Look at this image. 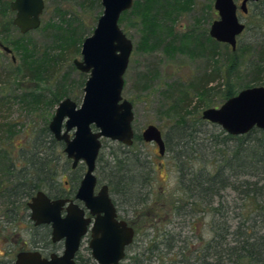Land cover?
Returning a JSON list of instances; mask_svg holds the SVG:
<instances>
[{
    "label": "rangeland",
    "instance_id": "1",
    "mask_svg": "<svg viewBox=\"0 0 264 264\" xmlns=\"http://www.w3.org/2000/svg\"><path fill=\"white\" fill-rule=\"evenodd\" d=\"M171 1L173 5L167 3L165 6L163 0H157L155 11L158 10L159 26L155 33L147 36V41L141 22L143 17L139 12L144 0H134L133 7L119 20L120 27L134 45L124 74L122 92L123 98L133 103L134 131L136 135H141L149 124L157 125L166 142L165 154L159 153L156 144L143 139H137L131 147L102 138L100 150L101 157L108 161L114 154H129L143 169L137 192L132 193L129 200L112 190L114 197L123 201L120 204L122 213L133 216L141 211L147 213L146 217L141 216L138 225L132 245L135 253L150 247L154 240H164L169 231L176 234L181 232L183 237L189 236L196 243L200 238L202 241L209 237L208 227L205 229L201 226L202 221H208V216L205 221L200 215L202 213L190 218L176 215V204L182 203L176 201L186 199L187 195L182 183L183 171L191 163L198 168L215 169L211 142L223 145L224 129L203 119L202 113L207 108L220 107L227 100L224 93L230 83L236 85V94L247 87L264 85L262 82L253 84L258 81V75L249 68L258 55V48L251 44L255 30L246 31L248 37L244 40L245 30L238 37L237 47L240 49L238 55L233 57L231 52L235 50L229 44L215 43L209 35L212 22L218 18L215 0H180L178 7L174 4L175 0ZM241 1L235 0L239 5ZM136 2L140 6L133 9ZM103 10L101 0H45L39 28L25 34L18 27L10 29L8 33L0 31V124H9L13 128L15 145L32 144L35 137L49 140L51 136L46 133V127L49 128L58 104L66 97L81 105L89 73L80 71L74 61L82 59L83 40L93 33ZM251 11V5L248 13L239 10V17L246 25L249 21H256ZM14 17L15 13L10 9L0 10V24L8 19L13 21ZM55 30L59 31L57 36ZM71 35H74V40L70 39ZM67 37L69 42L64 40ZM196 40L200 45L195 44ZM14 41L18 42V51ZM243 41L244 45L250 46L244 52ZM153 43L155 47L148 49ZM4 46H8L11 52H7ZM21 59L32 65L31 68L40 63L45 65L42 75L33 74V70L26 65L20 68ZM246 84L251 85L246 87ZM202 89H207L206 93L198 92ZM27 92L39 94L44 102L35 104L33 96H28L26 100L29 101H26L23 95ZM52 92L62 94L59 102L50 100L53 99ZM181 106L184 118L178 112ZM181 136H186L184 142L188 140L189 143L183 142L184 145H181ZM47 150L55 157L56 186L68 187L71 162H68L64 145ZM146 161L150 162L152 173L144 170ZM103 164V159L98 161L96 169L101 183L107 178ZM77 171L84 172L82 166ZM53 185L46 183L41 189L53 193L56 191ZM142 197H147L148 202L141 201ZM1 218L7 230L0 235V259L14 263L20 250L38 249L47 256L52 252H62L63 248L50 243L51 237L47 231L34 227L31 219L6 221V216ZM87 245L88 241L85 240L83 259L86 264H98L91 253L84 249ZM196 245L192 244L190 248ZM162 248H166L164 244ZM133 253L127 250L125 263L130 261L129 255ZM156 255H152L153 258L158 257L162 261L173 253L168 254V250H163L159 256Z\"/></svg>",
    "mask_w": 264,
    "mask_h": 264
},
{
    "label": "water",
    "instance_id": "2",
    "mask_svg": "<svg viewBox=\"0 0 264 264\" xmlns=\"http://www.w3.org/2000/svg\"><path fill=\"white\" fill-rule=\"evenodd\" d=\"M101 1L103 14L93 33L83 40L82 59L74 61L80 71L89 73L83 101L80 106L70 97L60 101L49 129L56 140L64 142V151L73 167L79 162L86 164L77 197L97 215L89 242L92 257L98 264H121L127 247L134 241L135 229L125 220L117 219L108 185L95 194V169L102 138L127 146L134 142L133 103L122 95L124 74L134 45L119 24L122 13L133 7L134 0ZM258 1L242 0L239 5L235 0H215L218 18L212 22L209 35L236 50L238 37L246 28L239 10L248 13L249 5ZM10 8L15 11L13 24L25 34L41 26L45 0H12ZM4 49L11 52L8 46ZM202 117L220 125L231 135H243L254 128L264 129V85L242 89L220 107L205 109ZM141 135L145 142H155L161 155L165 153V140L157 125L149 124ZM65 202L63 198L51 199L43 190L37 191L28 202L30 219L36 225L51 224L52 240H64L63 252H52L47 256L38 249L20 250L14 264H76V252L91 220L83 218L82 209L63 216Z\"/></svg>",
    "mask_w": 264,
    "mask_h": 264
},
{
    "label": "trees",
    "instance_id": "3",
    "mask_svg": "<svg viewBox=\"0 0 264 264\" xmlns=\"http://www.w3.org/2000/svg\"><path fill=\"white\" fill-rule=\"evenodd\" d=\"M179 1L175 0L176 7H178ZM138 2L135 3L133 9L140 6ZM156 2L157 0H144L139 10L143 17L141 21L143 28L146 30V41L147 36L155 33L159 26L158 10L155 11ZM162 3L165 6L167 3V5H173L171 0H163ZM250 5L252 7L251 15L256 21L247 23L243 40L248 37L246 31L255 30L254 41L251 44L258 48V55H256L257 59L249 64V68L250 71H255L258 75V81L253 83L258 84L264 83V0L253 2ZM164 8L168 10V8ZM171 8L170 6L169 9ZM2 9H10L9 0H0L1 12ZM127 11H124L121 16ZM15 27L12 19H8L5 23L1 22L0 31L8 33ZM54 33L57 36L59 31L55 30ZM71 36L70 39L74 37V35ZM211 39L215 43L218 42L212 37ZM64 40L69 42L68 37ZM198 40L195 42L196 45L199 43ZM15 42L13 44L18 51L19 45L18 42ZM159 43L157 44L159 45ZM244 44L243 41V52L248 47L250 48L248 44ZM154 47L155 43L148 49ZM239 49L240 47H237L235 51L231 52L233 57L238 55ZM21 60L20 68L25 65L31 68L32 65ZM40 64L31 68L33 74L42 75L41 72L45 65ZM250 85L246 84V87ZM227 87L228 89L224 93L225 99L237 93L235 84L230 83ZM205 90L207 89L198 92L203 94L206 93ZM52 93L53 99L50 100L59 102L62 94L60 92ZM28 96H33L35 104L44 102L43 97H40L39 94L33 95L32 92H27L23 95L25 100ZM182 110V106L178 108L179 114L184 118ZM183 128L186 129V127ZM47 132L51 136L49 140L35 137L32 144L15 145L12 139L13 128L9 124H0V235L7 230L4 226L5 221L1 217L5 218L6 216V221H30L29 200L36 190L55 180V157H52L47 148H56L59 144L64 145V142L57 141L48 127H46ZM222 133L224 134L223 145H220V142L217 144L211 142L215 169L198 168L194 163H191L183 171L182 178L187 194L186 199L181 198V201H176L182 202L180 205L176 204L178 217L190 218L202 213L200 214L202 219L207 221L205 218L208 216V221L204 223L202 221L201 226L203 225L205 229L208 227L209 237L202 241L200 238L196 243L189 236L183 237L181 232L176 234L169 231L164 240L159 242L154 240L150 247L138 253L134 252L131 245L128 249L134 253L129 255V262L122 264H264V129L254 128L243 135H231L225 130H222ZM184 138L186 136L180 137L181 145L189 143L188 140L184 142ZM137 139H142V136L135 135V142ZM196 144L198 145V143ZM102 159L104 172L107 173L105 180L111 185L112 190L129 200V196L137 192L140 172L143 169L129 154L124 156L114 154L109 161L99 154L97 163ZM143 167L145 171L152 173L153 169L150 167L149 161H146ZM148 200L147 197L141 199L144 203H147ZM139 213L143 217L147 216V213L143 211ZM49 233L48 231L47 235ZM162 244L166 248H162ZM192 244L197 245L191 249ZM163 250H168V254L172 252L173 255L162 261L158 257L153 258L152 255L159 256ZM0 264L14 263L12 260L0 259Z\"/></svg>",
    "mask_w": 264,
    "mask_h": 264
},
{
    "label": "flooded vegetation",
    "instance_id": "4",
    "mask_svg": "<svg viewBox=\"0 0 264 264\" xmlns=\"http://www.w3.org/2000/svg\"><path fill=\"white\" fill-rule=\"evenodd\" d=\"M12 1V0H11ZM11 3V2H10ZM10 6V4H9ZM11 9V8H10ZM12 11V10H11ZM15 13V11H13ZM136 135V133H135ZM142 136V135H141ZM118 142V141H117ZM134 142H135V136H134ZM133 142V144H134ZM121 143V142H120ZM154 144H156L155 142H152ZM123 144V143H122ZM132 144V145H133ZM166 144V142H165ZM125 145V144H124ZM131 145V146H132ZM157 145V144H156ZM127 146V145H126ZM102 148V147H101ZM101 150V149H100ZM100 154V153H99ZM165 154V153H164ZM163 154V155H164ZM68 158V157H67ZM98 159V158H97ZM68 162H71V174L69 175V183L70 185L68 187H63V188H59L57 187L56 185V182H52L51 184L54 186V189H56L55 192L51 193V192H46L45 190L43 189H39V190H43L51 199H57V198H63L66 200L65 204H64V207H63V210H62V215L63 216H66L68 213H70V211L72 210H77L79 212L80 209L83 210V218L85 219H90V223L88 225V230L87 232L84 234V236L82 237L81 239V243H80V247L78 249V251L76 252V256H75V261H76V264H86V260L83 259V256H82V250H83V244L85 242V240L88 241V245L85 246V250L90 252L91 253V249L89 247V242H90V239H91V235H92V232H91V227H92V224L96 218L97 215H94L91 210L86 206V203L84 200L80 199L77 197V192H78V189L80 187V184H81V181L83 179V176L86 172V164L84 162H79V164L76 166V167H73L72 166V160L68 158ZM83 164V165H80V164ZM82 166V171H84L83 173H79L77 170H79V168ZM96 169H97V163H96ZM96 169H95V174H96ZM97 176V184H96V187H95V194H97L100 189L102 188V186L104 185H108L109 187V194H110V197L113 201V203L115 204L116 206V211H117V219L118 220H125L127 222V224L129 226H132L134 229H135V238H136V235H137V232H138V225L141 223V214H137L136 216H133V214H125V213H122L120 211V207H121V202L123 203V201H119V199H116L113 195V192H112V187L111 185L105 181L104 183L102 182L101 183V180L99 179L98 175L96 174ZM37 190V191H39ZM36 191V192H37ZM32 198V197H31ZM31 200V199H30ZM29 200V201H30ZM136 217V218H135ZM33 222V221H32ZM33 225L34 227H38V228H44L47 233L48 231L50 232L48 236L51 237V240L50 243L52 244H56V245H59L60 247L63 248L64 250V247H65V243H64V240H61V241H58V242H54L52 240V225L51 224H48V223H43V224H38L36 225L34 222H33ZM135 238H134V241H135ZM134 241L131 245L134 244ZM129 245L127 247V250L128 248L131 246ZM58 247V246H57ZM49 248V247H48ZM56 249V248H55ZM62 250V252H63ZM127 250H126V255H127ZM61 252V253H62ZM59 253V252H57ZM44 254V253H43ZM126 259V257H125ZM124 259V260H125ZM124 260L121 262V264L124 262Z\"/></svg>",
    "mask_w": 264,
    "mask_h": 264
}]
</instances>
